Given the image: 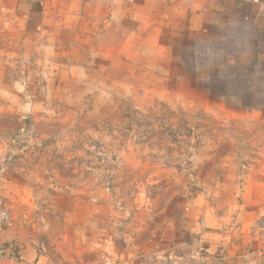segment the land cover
Masks as SVG:
<instances>
[{
    "label": "rangeland",
    "instance_id": "374dc122",
    "mask_svg": "<svg viewBox=\"0 0 264 264\" xmlns=\"http://www.w3.org/2000/svg\"><path fill=\"white\" fill-rule=\"evenodd\" d=\"M11 4L0 208L16 238L89 230L97 244L104 228L159 232L200 211L264 226V84L245 43L149 6Z\"/></svg>",
    "mask_w": 264,
    "mask_h": 264
},
{
    "label": "crops",
    "instance_id": "0c3cea01",
    "mask_svg": "<svg viewBox=\"0 0 264 264\" xmlns=\"http://www.w3.org/2000/svg\"><path fill=\"white\" fill-rule=\"evenodd\" d=\"M10 1L11 6L27 14H39L45 6H90L95 15L105 13L103 7L95 6H114V10L119 6H149L150 12L175 11L197 24L212 19L231 42L237 46L245 43L240 53L249 55L251 75L255 82L264 84V0ZM200 212L201 216L186 217L178 226L171 221V227L159 232L104 228L97 244L89 230L76 231V237L55 233L47 243L40 236L19 240L7 226L0 228V244L10 246L15 254L0 258V264H94L95 251L110 264H264V226H256L257 219L236 217L229 221L212 212Z\"/></svg>",
    "mask_w": 264,
    "mask_h": 264
},
{
    "label": "built area",
    "instance_id": "2783aa9c",
    "mask_svg": "<svg viewBox=\"0 0 264 264\" xmlns=\"http://www.w3.org/2000/svg\"><path fill=\"white\" fill-rule=\"evenodd\" d=\"M10 214L5 208H0V228L7 227L10 224ZM15 253L11 250L10 246L0 244V258L4 256H13ZM110 264V263H106Z\"/></svg>",
    "mask_w": 264,
    "mask_h": 264
}]
</instances>
